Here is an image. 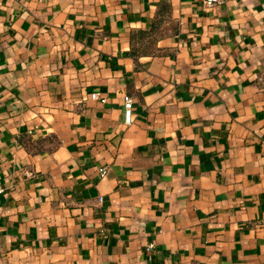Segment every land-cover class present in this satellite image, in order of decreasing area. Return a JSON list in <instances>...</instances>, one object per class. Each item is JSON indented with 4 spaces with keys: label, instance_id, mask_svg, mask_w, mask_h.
<instances>
[{
    "label": "crops",
    "instance_id": "crops-1",
    "mask_svg": "<svg viewBox=\"0 0 264 264\" xmlns=\"http://www.w3.org/2000/svg\"><path fill=\"white\" fill-rule=\"evenodd\" d=\"M0 188V264H264V0H0Z\"/></svg>",
    "mask_w": 264,
    "mask_h": 264
},
{
    "label": "built area",
    "instance_id": "built-area-1",
    "mask_svg": "<svg viewBox=\"0 0 264 264\" xmlns=\"http://www.w3.org/2000/svg\"><path fill=\"white\" fill-rule=\"evenodd\" d=\"M229 0H202L203 4L206 6H214L227 2ZM93 97H99V92H93ZM123 106H124V120L126 123H131L134 119V98L131 94L125 93L123 96ZM100 173L104 176L107 173V167L102 166L100 168ZM0 190H2L0 188Z\"/></svg>",
    "mask_w": 264,
    "mask_h": 264
},
{
    "label": "trees",
    "instance_id": "trees-1",
    "mask_svg": "<svg viewBox=\"0 0 264 264\" xmlns=\"http://www.w3.org/2000/svg\"><path fill=\"white\" fill-rule=\"evenodd\" d=\"M143 32H144V31L140 32V34H144ZM133 51L136 53V50H133ZM144 51H147V50H144ZM148 51H149V50H148Z\"/></svg>",
    "mask_w": 264,
    "mask_h": 264
}]
</instances>
